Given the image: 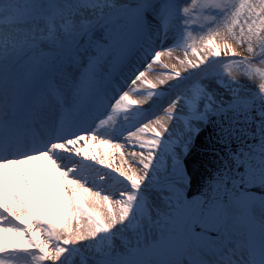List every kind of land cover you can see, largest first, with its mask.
<instances>
[{
	"label": "snow or ice",
	"instance_id": "snow-or-ice-1",
	"mask_svg": "<svg viewBox=\"0 0 264 264\" xmlns=\"http://www.w3.org/2000/svg\"><path fill=\"white\" fill-rule=\"evenodd\" d=\"M49 262L264 264V0H0V264Z\"/></svg>",
	"mask_w": 264,
	"mask_h": 264
},
{
	"label": "bare ground",
	"instance_id": "bare-ground-1",
	"mask_svg": "<svg viewBox=\"0 0 264 264\" xmlns=\"http://www.w3.org/2000/svg\"><path fill=\"white\" fill-rule=\"evenodd\" d=\"M179 51L178 48L177 49H173L171 51V53L169 55H162L161 59L159 62H157L156 64L152 65L151 69H148L147 71H145V76L141 78V81H138L136 86H133L135 88H138L139 91L142 92H147L149 89H147V83L149 82H156L158 79L164 78L166 75L170 74L167 73L169 71L173 70V66L176 67L177 70L179 69V65L176 64L177 59H175L174 56L178 55ZM204 55V54H203ZM188 58H191L193 60L196 59V57L193 56H188ZM185 59V57L183 58ZM164 65H168L167 68L164 67ZM161 71V70H165L166 74H154V72L152 71ZM167 70V71H166ZM162 86H158L157 87V91H159V88ZM131 99H136L137 96L135 94V92H133L132 96L130 97ZM161 100H163L161 102ZM160 102L164 103V99L161 98ZM132 107H140V105H133ZM146 107V106H145ZM150 136V133L146 134L144 136V138H148ZM123 156L121 155L120 151H117L116 149L113 150V153L110 152L108 150V148H103L100 153L98 154H93V156L97 157V160H99L100 158H103V164L97 163L96 161H92V163L95 164V166L99 169H101L102 171H112V168H118L122 165H124V161L127 159L128 157V149H123ZM92 156V155H91ZM112 165V168H106V165ZM125 167L127 165H124ZM25 169V172H28L29 176L28 178L30 180L33 181V183L35 184V180L32 174V171L30 169V166L25 165L23 166ZM35 169L37 170V172L41 173V178L43 179L44 183L49 187V191L51 192L52 188L54 187V178L56 177V174L51 172V168L50 165L47 164V162H35ZM116 174V173H114ZM9 180H11L13 183H17L18 184V177L15 174V169L12 170V174L9 175L8 177ZM80 199H82L89 207L90 210H92L94 213H104L107 211V208L105 206H103L102 204H95L93 205L92 201L93 198L88 197L86 194L84 196L79 197ZM57 212L60 213L62 212V209L58 206L57 207ZM72 223L74 224L75 221H72ZM50 264V262H49Z\"/></svg>",
	"mask_w": 264,
	"mask_h": 264
},
{
	"label": "rangeland",
	"instance_id": "rangeland-1",
	"mask_svg": "<svg viewBox=\"0 0 264 264\" xmlns=\"http://www.w3.org/2000/svg\"><path fill=\"white\" fill-rule=\"evenodd\" d=\"M241 49L237 48V51H240ZM179 53L178 55L174 56L175 60L176 61V64H178V60L180 59H183L185 57V53L182 49H178ZM198 52H199V49H198ZM204 53L203 52H199V55H203ZM188 56H192L191 55V51H189L188 53ZM167 71V70H166ZM154 72V74H166L165 73V70H161V71H152ZM172 71H169L167 73H171ZM77 147H79L83 152H87L89 156H93V154H98L100 153V151L103 149V148H108V150L110 152L113 153V150H115V148H113L112 146L110 145H106V144H103L101 143L99 140H96V141H92V140H88L86 142H81L80 145H78Z\"/></svg>",
	"mask_w": 264,
	"mask_h": 264
},
{
	"label": "water",
	"instance_id": "water-1",
	"mask_svg": "<svg viewBox=\"0 0 264 264\" xmlns=\"http://www.w3.org/2000/svg\"><path fill=\"white\" fill-rule=\"evenodd\" d=\"M189 168H190V170L192 169V164L191 163L189 164Z\"/></svg>",
	"mask_w": 264,
	"mask_h": 264
}]
</instances>
